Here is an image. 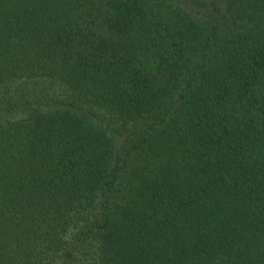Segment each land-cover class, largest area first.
Returning a JSON list of instances; mask_svg holds the SVG:
<instances>
[{
	"label": "trees",
	"instance_id": "16d2710c",
	"mask_svg": "<svg viewBox=\"0 0 264 264\" xmlns=\"http://www.w3.org/2000/svg\"><path fill=\"white\" fill-rule=\"evenodd\" d=\"M0 264H264V0H0Z\"/></svg>",
	"mask_w": 264,
	"mask_h": 264
}]
</instances>
